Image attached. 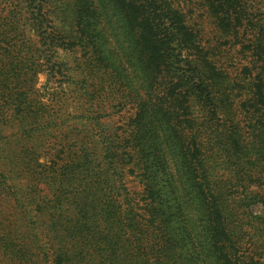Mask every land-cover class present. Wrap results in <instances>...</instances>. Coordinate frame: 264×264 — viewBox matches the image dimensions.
<instances>
[{
  "label": "trees",
  "instance_id": "1",
  "mask_svg": "<svg viewBox=\"0 0 264 264\" xmlns=\"http://www.w3.org/2000/svg\"><path fill=\"white\" fill-rule=\"evenodd\" d=\"M41 1L51 70L61 45H91L103 91L132 113L108 128L92 104L36 108L33 52L0 41V264H264V1L200 0L249 37L233 79L176 0H109L126 44L113 56L40 21Z\"/></svg>",
  "mask_w": 264,
  "mask_h": 264
},
{
  "label": "rangeland",
  "instance_id": "2",
  "mask_svg": "<svg viewBox=\"0 0 264 264\" xmlns=\"http://www.w3.org/2000/svg\"><path fill=\"white\" fill-rule=\"evenodd\" d=\"M41 2L45 16H39V20L45 22L47 20L51 28L60 31L63 37L68 38L73 35L74 38H82V44L85 41L87 45L89 39H96L102 42L104 50L110 56L122 54L126 44H124L123 32L116 25L120 16L116 11L115 15L108 5L109 0H42ZM176 5L185 14L188 25L200 31L202 46L214 54L218 66L228 72L231 79L235 78L245 64L241 50L244 45L248 46L249 43L247 44L246 41L249 37H241L243 32L240 33L239 39H236L233 33L224 34L200 0H176ZM36 18L35 15H31L28 0H0V41L8 36L15 37L16 41L12 40L13 44H18L20 50L33 52L31 69L36 76L30 85L35 83L31 104L33 105V101L36 100L38 103L35 104L36 108L45 109L50 114L64 115L65 118L79 116L81 107L86 109L92 104L95 106V108L93 106L94 110H106L111 114V117L105 119L108 122L106 127L116 128L126 123L132 112L127 109L120 111L122 108L119 98L105 94L109 83L107 82L105 86L103 80H107L98 68L99 64L90 60L92 46L61 45L56 49L54 57V61L61 66H57V69L52 71L44 53L43 38L32 25ZM78 22L82 24V28L76 27V31H71L72 24L77 25ZM85 25L87 28L83 27ZM114 64L118 66V62L114 61ZM30 71L28 72L31 73ZM108 72L111 74L110 69ZM107 79H111L110 76H107ZM104 88L106 89L103 91ZM84 89L89 92L87 97L83 96ZM110 132L112 130H108L107 133ZM125 181L130 183V187H138L131 175H127ZM258 210V207L255 208V211ZM13 236L21 241L24 240L23 231L19 227L16 228Z\"/></svg>",
  "mask_w": 264,
  "mask_h": 264
}]
</instances>
